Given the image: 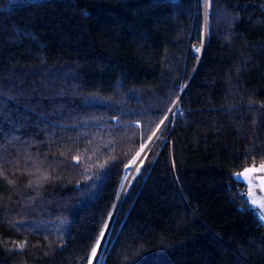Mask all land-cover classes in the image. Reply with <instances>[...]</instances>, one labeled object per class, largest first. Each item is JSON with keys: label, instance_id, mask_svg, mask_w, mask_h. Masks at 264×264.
<instances>
[{"label": "trees", "instance_id": "obj_1", "mask_svg": "<svg viewBox=\"0 0 264 264\" xmlns=\"http://www.w3.org/2000/svg\"><path fill=\"white\" fill-rule=\"evenodd\" d=\"M261 165L264 0H0V264H264Z\"/></svg>", "mask_w": 264, "mask_h": 264}, {"label": "rangeland", "instance_id": "obj_2", "mask_svg": "<svg viewBox=\"0 0 264 264\" xmlns=\"http://www.w3.org/2000/svg\"><path fill=\"white\" fill-rule=\"evenodd\" d=\"M178 110H179V108H177V109H174L173 108L172 114L174 112L176 113ZM169 115L171 116V112L169 113ZM167 118H169V117H167ZM152 140H153V138L151 139V141ZM151 141L148 142L146 145H144L142 147L143 149L142 148L140 149V151L138 152L139 155L136 156V158L133 160V162L130 164L129 168L127 169L126 174H125L124 179H123L124 182L122 181V184H121V189H120L121 195L126 191L127 187H129L130 183L133 180V177L138 172L137 169H139V167H140V165L142 163L143 156H144V154H145V152L147 150V147H149ZM251 169H253V168H251ZM255 169H257V171H253V172H250L249 173V177H250L251 183H249V181L247 179H244L245 181H248L247 182L248 184H246L245 187L248 190L249 198L253 201V203L257 206V208L260 211L264 212V193H262V191L260 190V187L258 186L259 185V182L257 180V177L258 176L264 175V170H259L261 168H255ZM125 177H127V179H125ZM123 188L125 190L122 193ZM110 219L107 222V225H109L112 222V221L110 222ZM110 230H111V226H110V229L108 230L109 232H107V233H106V229H104L105 233L107 234L105 236L106 239H105L104 245L98 249V257H99V259L98 260H95L94 259L93 260V264H100L101 263V261L103 259V255H104V253L106 251V248H107V245H108Z\"/></svg>", "mask_w": 264, "mask_h": 264}, {"label": "snow or ice", "instance_id": "obj_3", "mask_svg": "<svg viewBox=\"0 0 264 264\" xmlns=\"http://www.w3.org/2000/svg\"><path fill=\"white\" fill-rule=\"evenodd\" d=\"M195 51L199 52L200 48L196 47ZM169 111H173V109H169ZM165 119H167V117H165ZM160 123L163 124L164 121L162 120ZM153 135H155V133H153ZM137 155H139V153H137ZM259 170H264V165H261V169H259ZM137 171H139V169H137ZM253 171H257V169H255V168H253V169H244L243 172L235 174V180L237 182H240L241 179L243 178V179H247L249 181V183H251V180H250V177H249V173L253 172ZM125 179H127V177H125ZM261 183L264 184V179L261 180ZM252 211L255 212L256 211L255 208H253ZM257 214L260 215L262 218H264V212H260V213H257ZM107 228H108V225L105 224L104 225V229H107ZM104 237H105V231L102 230L100 232V239H98L96 241V244L91 249V253H90L89 257H88V264H93V260L94 259L95 260L99 259V257H98V249L101 247V241L103 240ZM18 247L22 248L23 245H18ZM137 254H139V253H137Z\"/></svg>", "mask_w": 264, "mask_h": 264}, {"label": "built area", "instance_id": "obj_4", "mask_svg": "<svg viewBox=\"0 0 264 264\" xmlns=\"http://www.w3.org/2000/svg\"><path fill=\"white\" fill-rule=\"evenodd\" d=\"M238 195H239L240 199L242 200V203L240 206L241 209H245L247 211H250V213L255 217L257 226L262 227V229H264V218H262L260 215L257 214V213H260L262 211H260L257 208V206L253 203V201L249 198L248 190L246 189V187L240 188L238 191ZM253 208H255V210H256L255 212L252 211Z\"/></svg>", "mask_w": 264, "mask_h": 264}, {"label": "bare ground", "instance_id": "obj_5", "mask_svg": "<svg viewBox=\"0 0 264 264\" xmlns=\"http://www.w3.org/2000/svg\"><path fill=\"white\" fill-rule=\"evenodd\" d=\"M177 108H179V107H178V104L175 105L174 109H177ZM171 114H172V111H171ZM147 148H148V147H147ZM142 149H143V148H142ZM136 163H137V162H136ZM135 166H136V165H135ZM131 178H132V177H131ZM123 182H124V181H123ZM125 182H126V181H125ZM124 185H125V184H124ZM127 188H128V187H127ZM124 190H125V189L123 188L122 193L124 192ZM247 212H249V211H247ZM111 216H112V215H111ZM113 216H114V213H113ZM110 222H111V219H110ZM110 226H111V223L108 225V228L106 229V233L109 232L108 230L110 229ZM106 233H105V236L107 235ZM107 237H108V236H107ZM105 239H106V238L104 237L103 240L101 241V247L104 245ZM102 249H103V248H102ZM95 262H96V261H95Z\"/></svg>", "mask_w": 264, "mask_h": 264}, {"label": "water", "instance_id": "obj_6", "mask_svg": "<svg viewBox=\"0 0 264 264\" xmlns=\"http://www.w3.org/2000/svg\"><path fill=\"white\" fill-rule=\"evenodd\" d=\"M184 92H185V91H184ZM184 92H183V93H184ZM183 93H182V94H183ZM262 179H264V175H260V176L257 177V180H258V182H259L260 190L262 191V193H264V184L261 183V180H262Z\"/></svg>", "mask_w": 264, "mask_h": 264}, {"label": "crops", "instance_id": "obj_7", "mask_svg": "<svg viewBox=\"0 0 264 264\" xmlns=\"http://www.w3.org/2000/svg\"><path fill=\"white\" fill-rule=\"evenodd\" d=\"M243 180H244V179H243ZM244 181H245V180H244ZM245 182H246V184H248V183H247L248 181H245ZM258 186H259V185H258Z\"/></svg>", "mask_w": 264, "mask_h": 264}]
</instances>
